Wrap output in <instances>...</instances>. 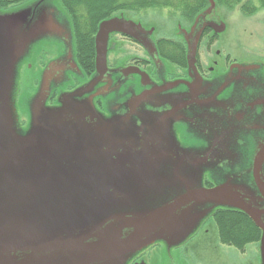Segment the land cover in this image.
<instances>
[{"label": "water", "instance_id": "obj_1", "mask_svg": "<svg viewBox=\"0 0 264 264\" xmlns=\"http://www.w3.org/2000/svg\"><path fill=\"white\" fill-rule=\"evenodd\" d=\"M209 1L210 6L198 14L191 31L180 27L186 40L194 42V51L189 46L188 57L192 59L198 47L195 38L199 39L204 27H214L217 33L226 30L220 17L209 19L216 7L215 0ZM61 24L48 13L20 27L0 16V264H127L134 254L155 243L178 247L201 225L197 226L192 215L196 208L192 207L207 204H213L210 214L216 207L247 214L263 232L264 261V208L247 202L245 189L228 183L211 189H188L171 200H158L161 203L153 198L161 192L151 195L156 189L142 187L146 183L141 178L135 181L142 186L129 190L124 175L137 174L140 161L146 163L145 152L135 151L134 138L116 128L118 120L100 119L92 99L65 100L58 108L46 107L57 61L42 73L31 126L27 134L19 133L17 86L21 64L30 58L33 48L43 40L58 41L64 45L63 61L73 59L75 63V44ZM136 27L147 37L154 31L117 16L101 22L94 40L98 77L91 86L108 71L110 35L115 31L135 37ZM136 71L133 67L123 69L124 75ZM97 117L98 124L93 122ZM263 161L264 147L257 153L254 171L264 196L258 174ZM138 191L147 197L140 201L149 200L151 206L127 211L123 204ZM189 213L190 224L184 220ZM187 227L192 230H184Z\"/></svg>", "mask_w": 264, "mask_h": 264}, {"label": "flooded vegetation", "instance_id": "obj_2", "mask_svg": "<svg viewBox=\"0 0 264 264\" xmlns=\"http://www.w3.org/2000/svg\"><path fill=\"white\" fill-rule=\"evenodd\" d=\"M209 19L218 20L219 16L212 15ZM134 22L145 28L143 23ZM181 25L182 29L191 31L195 21L190 27ZM145 29H153L152 36H145L138 27L136 38L114 31L143 51L142 55L132 56L129 64L117 61L111 64L110 53L116 50L117 42L111 40L114 33L110 35L108 71L99 76L94 86L90 83L98 77L96 62L94 70L88 71L80 62L77 51L75 63L78 66L73 59L63 61L64 45L51 40L58 46L57 55L40 71L35 92L20 94L21 71L26 67L33 70V54L42 44L36 45L20 68L15 104L19 133L27 134L33 105L42 86V73L55 64L54 84L46 107L58 108L65 100L84 102L92 99L100 119L118 120L116 128L134 138L135 151L145 152L146 163L140 161L142 165L137 174L124 175L128 178L125 182L131 187L129 190L141 187L135 181L141 178L146 183L142 187L156 189L151 195L161 192L160 196L153 197L156 201H168L188 189H211L228 183L233 188L245 189L244 199L263 209L264 196L254 171L257 153L264 147V60H231L227 56L225 63H221V51L217 50L216 58L204 61L201 57L204 39L211 34L206 48L212 47L222 33L206 26L199 39L195 38L198 41L195 59L188 57L189 46L192 47L194 42L189 43L184 35L180 36L183 43L173 40L184 49L186 59L184 64L173 62L159 47V41L168 38L157 40L155 28ZM149 38L153 39L155 47ZM191 51H194L193 47ZM54 61L57 62L53 64ZM129 67L137 71L124 75L123 69ZM21 112L27 114L26 123L21 119ZM127 116L129 119H125ZM98 120L97 117L93 122L98 124ZM258 174L264 185V161L259 165ZM220 208L227 207H216L214 212ZM262 217L264 219V215ZM146 251L134 256L127 264H148L142 256Z\"/></svg>", "mask_w": 264, "mask_h": 264}, {"label": "rangeland", "instance_id": "obj_3", "mask_svg": "<svg viewBox=\"0 0 264 264\" xmlns=\"http://www.w3.org/2000/svg\"><path fill=\"white\" fill-rule=\"evenodd\" d=\"M215 2L214 15L219 16L226 24V30L218 36L219 40L212 47L208 46L206 48L211 39V34L204 39L201 48V57L204 58V61L216 58L217 50L221 51V57L218 58L221 63H225L223 61L227 56L231 60H264V7L248 14L239 5L231 7L230 5L226 6L220 2L218 3V1ZM43 13L51 14L58 22H62L61 25L70 33L76 50L72 18L65 9L62 0H27L20 5L10 7L8 10L0 9V16L8 24L19 27L21 23L26 24L29 21H37ZM116 16L121 19L126 17L141 22L145 28H155L154 36L157 40L168 38L182 43L183 39L180 37L182 34L179 31V28H182L181 23L186 27H190L196 19V16L185 15L179 10L156 6L139 10L134 9V11H122L117 13ZM111 40L117 42L116 50L110 53L111 64L116 61L121 64H129L132 56L143 54L141 48L133 41L118 34L114 33ZM41 44L40 49H37L32 57L34 61L33 70L26 67L21 71L22 87L20 94L35 92V85L40 71L58 53L57 44L51 40H43ZM26 117L27 114H21L24 123L27 121ZM53 186V184L50 185L49 189L51 190ZM143 197L147 198L141 192L135 194L134 198L123 204L124 208L132 212L149 208L151 206L149 200L146 199L147 201L145 200L144 203L140 201V198ZM128 203L136 204L132 205L131 208H127L126 204ZM194 207H196V211L192 212V215L196 218L197 226L206 220L203 225H200L185 241L186 243L183 242L182 246L178 248L176 246L168 248L165 242H158L153 244L151 248H146L147 251L142 256L148 264H264L261 254V242L250 243L244 250L222 243L216 223L212 218V214H210L213 204L194 205L192 208ZM184 220L188 224L192 222L190 213ZM184 230L192 229L187 227ZM169 249H171L170 252Z\"/></svg>", "mask_w": 264, "mask_h": 264}, {"label": "trees", "instance_id": "obj_4", "mask_svg": "<svg viewBox=\"0 0 264 264\" xmlns=\"http://www.w3.org/2000/svg\"><path fill=\"white\" fill-rule=\"evenodd\" d=\"M27 0H0V9H9ZM226 6H241L245 13H253L264 7V0H215ZM72 18L79 60L88 71L94 70L96 44L95 36L103 20L114 18L122 11H134L148 7H162L179 10L188 16H198L210 6L209 0H62ZM196 20V19H195ZM162 54L171 61H186L184 49L169 39L159 41ZM220 241L244 250L250 243L261 242L262 230L245 213L220 208L213 213Z\"/></svg>", "mask_w": 264, "mask_h": 264}]
</instances>
